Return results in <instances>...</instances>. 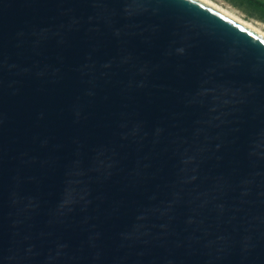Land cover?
I'll use <instances>...</instances> for the list:
<instances>
[{
  "label": "water",
  "instance_id": "obj_1",
  "mask_svg": "<svg viewBox=\"0 0 264 264\" xmlns=\"http://www.w3.org/2000/svg\"><path fill=\"white\" fill-rule=\"evenodd\" d=\"M0 264H264V37L201 0H0Z\"/></svg>",
  "mask_w": 264,
  "mask_h": 264
},
{
  "label": "rangeland",
  "instance_id": "obj_2",
  "mask_svg": "<svg viewBox=\"0 0 264 264\" xmlns=\"http://www.w3.org/2000/svg\"><path fill=\"white\" fill-rule=\"evenodd\" d=\"M244 16L261 23L264 29V0H213Z\"/></svg>",
  "mask_w": 264,
  "mask_h": 264
},
{
  "label": "bare ground",
  "instance_id": "obj_3",
  "mask_svg": "<svg viewBox=\"0 0 264 264\" xmlns=\"http://www.w3.org/2000/svg\"><path fill=\"white\" fill-rule=\"evenodd\" d=\"M210 6L214 7L215 9L219 10L226 16L240 22L241 24L247 26L248 28L252 29L253 31L257 32L258 34L262 35L264 37V29L261 23L255 20L246 19L244 16L240 15L239 13L233 11V9H230L229 7H226L220 3H217L213 0H201Z\"/></svg>",
  "mask_w": 264,
  "mask_h": 264
}]
</instances>
